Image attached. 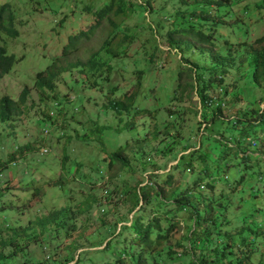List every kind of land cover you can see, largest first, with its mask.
Segmentation results:
<instances>
[{
    "label": "rangeland",
    "instance_id": "rangeland-1",
    "mask_svg": "<svg viewBox=\"0 0 264 264\" xmlns=\"http://www.w3.org/2000/svg\"><path fill=\"white\" fill-rule=\"evenodd\" d=\"M258 1L261 0L238 1L239 8H243L245 4L248 7L243 12L241 24H238L242 30H237L238 26L235 25L236 42L246 40L249 43L264 33L263 8L255 9L254 5ZM3 3L9 5L15 18L14 27L19 34L16 37L0 35V44H5L8 53L17 59L12 69L0 77V95L7 94L16 99L21 90L27 87L28 102L25 113L16 121L0 123V157L4 158L6 151H13L18 145L28 142L30 150L25 152L22 158L9 162L7 169L0 175V185L5 178L9 179V191L0 196V205L1 203L7 205L10 202L13 204L10 209L6 206L0 208V227L6 224L25 226L29 220L46 215L51 209L69 206L71 211L67 213L69 217L65 219V224L74 223L73 231L68 229L69 232L65 235L62 234L63 231L58 234L51 233L41 237L39 241L35 240V243L30 244V248L33 245L32 255L30 250L32 258L44 259L50 263L53 262L51 255H54L62 262L68 254L73 256L68 264L77 257L78 264H115L113 261L115 257L122 255L127 258L125 252L133 254L137 249L134 238L136 234L133 235L131 232L126 234V229H122L117 236L110 235L114 229L117 230L119 226L126 224L133 210H137L136 207L132 211L129 210L130 200L121 196L123 194L121 192L136 182H139V185L152 183V180H147L149 173L164 175L181 153L197 148L199 141H202L203 146L210 147V156L215 165L212 180L205 176L202 180V183L210 180L213 184L212 188L203 187L210 191L207 197L211 199V227L215 232L211 235L214 236L217 245L226 246L225 250L230 252L228 264H235V259L244 253L250 254L252 264H264V136L259 137L262 125H249L243 121L236 125L232 124V118L238 115L245 105L247 107L252 105L255 110L263 106L261 99H264V93L244 74L246 59L242 60V55L247 57L246 47L241 44L232 45L236 53L235 62L229 67V74L223 77V83L229 85L230 91L223 98L220 108V117L224 120L220 123L215 121L205 130L201 117L203 110L199 87L195 86L182 95L176 93L178 98L174 99L175 93L173 94L172 90L176 72L173 69L175 58L168 55L169 47L165 39L161 35H152L151 30H142L139 36L134 32L142 29L140 25L145 20L150 22L149 14L145 12V19H142V15L136 14L130 19L125 18L124 21L117 20L119 41L126 46L127 57L121 60L109 58L114 68L106 70V67H102L95 75L92 73L84 76L77 69L63 73L56 83L58 98L55 101L60 102L56 107L52 106L51 102L47 103L49 109L54 112L58 109V114L52 122L55 125L58 123L59 126L63 120L68 121L67 128L78 126V121L82 125H91L90 122L93 120L104 124L106 129L103 134V145L96 140L87 143L72 134L71 141L62 148V140H57L62 129L45 122L39 123L41 110L44 112L46 109L43 104H39L34 90V74L43 70L59 54L68 35L79 31L80 28L83 29L95 19L93 9L99 7L102 0H0V4ZM83 6L91 8L86 11L82 9ZM151 25L153 26L152 23ZM245 28H248L246 35ZM112 32L114 27L106 18L92 33L90 39L69 58L87 57L104 38H110ZM132 32L133 35H130ZM124 34H127V37ZM154 45L157 49L153 48ZM183 52L189 60L188 64L195 63L199 68L205 66V71L211 63L210 56L200 53L196 48ZM149 53L154 54V62L146 59ZM99 56L108 58L104 52ZM176 58L181 57L178 54ZM160 59L163 61L155 65V61ZM181 62L185 63L184 59ZM136 70L139 71L138 74L134 72ZM210 76L212 85L207 93L213 101L211 107L207 108L208 114L212 111L215 101H220L223 88L217 72L212 70ZM233 79L236 81L235 84L232 82ZM135 81L140 82L138 91L141 90V93L139 92L138 98L143 100L147 108L155 109V120L139 113H135L128 120H132L139 130L143 122L150 121L153 125L158 122L157 127L162 131L163 118H166L171 124L169 132L173 135L172 141L177 143L173 142L170 150L172 152L168 155L155 153L152 148H163V144L170 136L160 134L157 140L149 139L140 147L133 143L132 149L127 150L129 165L133 172L122 168L111 172L103 170L99 174L98 170L104 168L103 152L100 150L102 147L105 151H112L123 145L126 139L127 143H132L137 137L141 138L135 129L115 130L122 128L123 121L114 116L110 108H107L106 113L99 114L98 111L107 104L108 98H118L121 94L116 90L114 96L107 95L108 87L117 85L125 91L130 89ZM193 83L195 84L194 80ZM64 96L71 99L78 96L75 105L82 104V110L75 111ZM140 96L146 97L142 99ZM170 110L175 114L170 116L168 113ZM125 117L122 120H125ZM41 128H47V131ZM203 132L204 136H199ZM256 134L258 137L255 138ZM145 136L152 135L146 133ZM249 140L252 141V145H247ZM184 144L187 145L185 148ZM42 147L48 152L45 149L41 150ZM65 157L69 159L62 162ZM142 162L145 163V169ZM157 167L160 169H156ZM88 168L93 172H89ZM197 170L190 174L185 173V176L191 181ZM172 173L175 175L176 183L179 178L175 170H172ZM65 178L71 180L64 182L62 188L54 185L56 181ZM98 178L95 184L88 183L90 179ZM188 184L190 185V182L183 183L182 186ZM35 188L39 192L32 195ZM113 190L117 192L114 193ZM186 223V220L180 221V228H176L175 231L181 234ZM10 232L9 229L4 230V235ZM109 239L111 240L108 245L102 248ZM74 246H77V249H74ZM70 249H74L71 254ZM8 252L9 247H5L4 254ZM24 258L9 259L7 263L17 264ZM177 259L187 264L184 255H177ZM2 264H5V261Z\"/></svg>",
    "mask_w": 264,
    "mask_h": 264
},
{
    "label": "trees",
    "instance_id": "trees-1",
    "mask_svg": "<svg viewBox=\"0 0 264 264\" xmlns=\"http://www.w3.org/2000/svg\"><path fill=\"white\" fill-rule=\"evenodd\" d=\"M238 1L240 0H142V2H138V0H102L99 7L93 9L92 14L95 15V19L86 24L83 29L80 28L79 31L68 35L59 54L43 70L37 71L34 74V90L37 93L39 104H43L46 109L44 112L41 110L39 123L52 124L55 128L58 126V123L57 125L52 123L55 120V115L58 114V109L54 112V110L49 109L47 103L51 102L52 106L56 107L60 102L55 101L58 98L56 83L63 73L77 69L84 76L91 75L92 73L95 75V72L101 70L102 67H106V70L114 68L110 64L109 58L121 60L127 57L126 46L119 41V23H117V20L121 19V21H124L125 18L130 19L136 14L142 15V19H145V12L149 14L150 22L145 20L140 25L142 29L134 32H137L139 36L142 30H151L152 35H161L168 44L169 49L167 53L175 58L173 60L175 63L173 69L176 72L172 90V93H175L174 99L178 98L176 93L182 95L185 91L195 86L199 87L200 104L203 110L201 117L205 124L203 129L206 130L208 125L211 126L215 121L222 122L224 119L220 117V108L223 104V98L230 92L229 85L223 83V77L229 74V67L235 62L236 57L232 45L240 46L241 44L246 47L247 57L242 55V60L244 59L245 61L246 59L244 74L253 85L260 87L264 93V33L249 43L246 40L236 42V29L242 30V27L238 24H241L243 12L248 7L245 4L243 8H239ZM258 2L254 3L255 9L263 8L264 12V0ZM90 8L91 6L82 7L86 11H89ZM254 14L256 13L254 12ZM106 18L109 24L114 27V32H112L110 38H104L96 49L89 52L87 57L83 59H70L71 54H74L85 41L90 39L92 33ZM14 23L15 18L9 5L7 3L0 4V35L3 34L6 37L18 36L19 32L14 27ZM235 25L238 26L236 29ZM247 31L248 28H245V35ZM134 32L130 33V35H133ZM124 36L127 37V34H124ZM153 48L157 49V46L154 45ZM190 48H196L200 53L210 56L211 63L206 71L205 66L199 68L195 63L188 64L187 61L189 60L185 57L183 51ZM101 52H104L108 58L104 59L99 56ZM178 54L181 58H176ZM146 57L149 62H154L155 60L153 53H149ZM183 59L185 63L181 62ZM16 61L15 56L8 53L5 44H0V77L7 74ZM161 61L163 59L156 60L155 65ZM212 70L218 73L220 77L219 81L223 88L219 98L220 101H215L212 111L208 114L207 108L208 106L211 107L213 101L207 93L208 88L212 85V78L210 76ZM134 72L139 73L138 70ZM193 80L196 85L193 83ZM232 82L235 84L236 81L233 79ZM139 89V81H135L131 88L125 91H122V88L117 85L107 88V92H109L107 95L112 96L116 90H119L121 94H119L118 98H108L107 104L102 107L103 109L98 110L99 114L101 112L106 113L107 108H110L114 116L123 121L122 128H115V130L119 131L123 129L127 131L135 129L141 138L137 137L132 143H127L128 139H126L123 145L112 151H105L102 147L100 150L103 152L104 168L98 170L99 174L103 170L111 172L122 168L133 172V168L129 165L130 158L127 152L128 149H132L133 143L140 147L143 142L149 139L157 140L160 134L170 136L169 140L163 144V148H152L155 153L164 155L172 152L170 150L174 145L173 142L177 143L176 141H172L173 135L169 132L171 131V124L166 118H163L162 131L157 127L158 122L155 125L151 124L150 121L143 122L139 130L132 120H128L135 113L147 115L155 120V109L147 108L143 104V100L138 98L141 93V90L138 91ZM145 97L140 96L142 99ZM63 98H67V103L74 107L75 111L77 109L79 111L82 110V104L81 106L75 105L79 98L78 96L75 99L66 96ZM27 100V87L21 90L16 99L7 94L0 95V123L9 120L16 121L21 117L26 111ZM261 101L263 102V106L256 110L252 108V105L248 107L245 105L240 113L232 118V124L236 125L242 121L249 125L261 124L259 137L262 138L264 136V99H261ZM168 113L170 116L175 114L171 110ZM71 115L73 116V113ZM123 117L126 119L122 120ZM90 123L91 125H82L78 121V126L73 127L70 125L71 127L67 128L69 125L68 121H61L58 126L59 129H62L61 136H58L57 140H62V148L71 141L72 134L87 143L88 141L96 140L100 145H103L105 125L98 123L97 120L96 122L93 120ZM41 129L47 131V128ZM149 129L150 131L148 132ZM146 133H150L152 136H145ZM204 133L199 134V136H204ZM254 137H258L257 134ZM29 144L28 142L18 145L13 151H6L4 158L0 157V175L7 169L9 162L14 161L16 158H22L25 152L30 150ZM247 145H252V141L249 140V144ZM186 146L184 144L183 148ZM42 149L47 151L45 147H42ZM210 152V147L207 145L203 146L202 141H199L197 148H192L190 151L181 153L177 157L176 162L168 168L164 175L163 173H149L147 180H152V183L146 182L143 185H139V182H136L121 192L123 193L121 196L123 195L126 200H130L131 207L129 210L132 211L135 207L137 210H133V214H131V218L126 224L119 226L117 230L114 229L110 235H112L111 237H115L121 233L122 229H126V234H129V232L136 234V236L133 235L137 243V249L133 254L125 252L124 254L127 255V258L122 255L115 257L113 260L115 264H185V262L177 259V255L179 254L187 258L185 260L187 264H228L230 252L225 250L226 246L217 245L214 236L211 235L215 232L211 227V199L207 197L210 191L203 189L204 186L207 188L213 187L210 180H212V171L215 165ZM68 159L65 157V160L62 162ZM142 166L145 169L144 162H142ZM156 169L160 168L157 167ZM172 170L176 171V175L179 178L176 183H174L175 175L172 173ZM195 170L197 172L190 181L185 176V173L190 174ZM89 172H93L91 168ZM204 176L210 178V180L202 183ZM99 177L102 178L101 175ZM70 180V178L58 180L54 185H59L62 188L64 182ZM98 180L99 178L90 179L88 183L90 182L93 185ZM8 181L9 179L5 178L3 184L0 185V196L5 195L9 191ZM186 182H190V185L182 186ZM38 192L35 188L32 195ZM112 192L115 193L117 191L113 190ZM7 205L1 203L0 208L3 209L6 206L10 209L13 207L11 202ZM70 211L69 206H63L51 209L46 215L36 216L34 220H29L25 226L6 224L0 227V264L4 261L6 264L7 260L16 257H25L22 262L17 264H68V261L73 259V256L68 254L65 255L62 262L57 260L54 255H51L53 262L50 263L44 259H33L31 256L33 245L30 248V244L35 243V240H41V237H45L51 233L58 234L63 231L62 234L65 235L69 232L68 229L73 231L74 223L65 224V219L69 217L67 213ZM183 220L187 222L186 227H184V231L181 234H178L175 229L180 228V221ZM8 229L11 230L10 234L4 235V230ZM110 240H107L102 248H105ZM5 247H9L7 254H4ZM76 247L74 246V249H77ZM74 249H70L72 251L69 254ZM47 255L49 257L50 254L48 253ZM27 256H31V258ZM240 256L235 259V264H252L249 253H244ZM78 260L79 257L75 258L70 264H78ZM7 264L16 263L9 262Z\"/></svg>",
    "mask_w": 264,
    "mask_h": 264
}]
</instances>
